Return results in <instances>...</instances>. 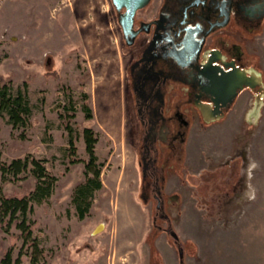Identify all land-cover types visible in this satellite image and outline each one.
I'll list each match as a JSON object with an SVG mask.
<instances>
[{
    "label": "rangeland",
    "instance_id": "1",
    "mask_svg": "<svg viewBox=\"0 0 264 264\" xmlns=\"http://www.w3.org/2000/svg\"><path fill=\"white\" fill-rule=\"evenodd\" d=\"M241 48L253 74L236 106L205 105L185 142L154 151L133 138L110 0H0V78L15 89L27 82L33 105L25 131L0 117V160L31 153L58 178L30 214L44 249L38 264H264V20ZM68 96L74 117L63 108ZM85 127L98 138L102 187L81 219L74 196L87 180ZM0 182L7 194L36 185L29 173L3 180L0 171ZM9 249L33 264L20 230L0 222V261Z\"/></svg>",
    "mask_w": 264,
    "mask_h": 264
},
{
    "label": "flooded vegetation",
    "instance_id": "2",
    "mask_svg": "<svg viewBox=\"0 0 264 264\" xmlns=\"http://www.w3.org/2000/svg\"><path fill=\"white\" fill-rule=\"evenodd\" d=\"M110 2L127 58L133 138L140 144L155 151L153 144L185 142L191 118L205 105L234 108L249 89L253 72L241 47L264 20V0Z\"/></svg>",
    "mask_w": 264,
    "mask_h": 264
},
{
    "label": "trees",
    "instance_id": "3",
    "mask_svg": "<svg viewBox=\"0 0 264 264\" xmlns=\"http://www.w3.org/2000/svg\"><path fill=\"white\" fill-rule=\"evenodd\" d=\"M47 75H53L62 81V77L58 72H50ZM24 85L25 87L15 89L10 82H4L0 78V117L6 119L13 129L22 128V131H25L30 125V119L33 114V105L30 100L27 82ZM63 108L66 113H70L72 110V114H69V117H74L75 105L72 98H68V103L63 104ZM82 108L86 117L90 118L92 109L89 104H83ZM59 116L65 117V113L60 112ZM65 128L68 131L71 152L75 154L74 128L70 124H66ZM21 136L24 137L23 132ZM83 136L89 154L85 170L87 180L77 186L74 196V202L81 219L89 211L94 191L102 187L100 164H96L98 157L95 151V144L98 138L90 127L84 128ZM45 161L44 158H38L31 153L26 154L24 157H14L9 162L0 160V171L3 180L20 179L23 174L27 175L28 173L36 179L34 190L28 195L7 194L4 192L3 185L0 182V222L6 231L13 224L20 230L23 245H27L32 249L29 252V257L33 264H38L44 256V249L34 233V224L30 217V214L34 211L33 203H41L50 197L58 179L48 170ZM15 263L20 264L19 257L14 259L12 250H7L0 264Z\"/></svg>",
    "mask_w": 264,
    "mask_h": 264
},
{
    "label": "water",
    "instance_id": "4",
    "mask_svg": "<svg viewBox=\"0 0 264 264\" xmlns=\"http://www.w3.org/2000/svg\"><path fill=\"white\" fill-rule=\"evenodd\" d=\"M172 234H173L175 237H178L176 233L172 232Z\"/></svg>",
    "mask_w": 264,
    "mask_h": 264
},
{
    "label": "bare ground",
    "instance_id": "5",
    "mask_svg": "<svg viewBox=\"0 0 264 264\" xmlns=\"http://www.w3.org/2000/svg\"><path fill=\"white\" fill-rule=\"evenodd\" d=\"M103 226L100 227V229L102 228Z\"/></svg>",
    "mask_w": 264,
    "mask_h": 264
}]
</instances>
